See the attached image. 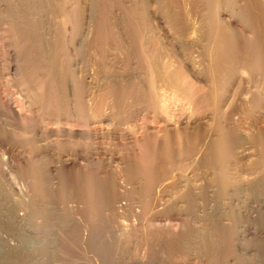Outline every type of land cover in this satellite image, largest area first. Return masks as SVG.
<instances>
[{
    "label": "rangeland",
    "instance_id": "rangeland-1",
    "mask_svg": "<svg viewBox=\"0 0 264 264\" xmlns=\"http://www.w3.org/2000/svg\"><path fill=\"white\" fill-rule=\"evenodd\" d=\"M4 1L9 3L5 5L0 1V264H190V251L186 248L190 246L189 233L201 228L200 217L204 212H195L185 206L175 197V190H171L161 195L154 209L142 214L143 205L140 207L131 199L135 196L132 192L142 186L143 180L131 178L127 172L136 165L139 144L149 133L160 136L158 134L165 128H170L171 132L191 131L196 126L194 121L210 125L211 115L201 109L192 112L186 101L174 102L165 93L163 99L167 111L161 108L156 112L143 111L142 103L132 104L129 100L126 106L131 117L122 121L113 115L116 112L112 107L114 101L106 93L109 84H128L134 81V76L144 73L131 49L133 35L130 27L136 19L141 23V34L147 43L158 41L178 54L171 58V64L175 65L172 67L181 64L189 69H204L208 65V52H204L206 42L201 39L203 16L208 13L204 0H78V6L74 7L71 4L75 0H69L65 10L71 13L70 18L79 15V32L73 20L66 22L58 15L60 10L54 14V7L65 3L62 0ZM239 6L242 7V3ZM132 7L141 10L140 18L127 15ZM239 8L236 11L239 12ZM8 12L18 14L16 18L28 28L24 29L27 35L14 38L8 34ZM220 15L235 33L250 36L238 19H231L226 13ZM168 18L178 21L171 24ZM182 21L186 24L182 30L184 35L179 33ZM83 29L87 32L82 33ZM80 35L85 37L81 43ZM116 38L122 42L120 52L115 49ZM59 45L62 51L56 52ZM51 61L53 66L49 65ZM51 69L55 72V84L47 83L49 77L46 75L51 74ZM64 69L67 70L66 76L60 73ZM41 81L45 82V89L38 86ZM52 86L62 89L63 96L71 99L66 106L60 107V110L65 108L61 112L47 103L52 98H48V89ZM88 91L93 93L91 101L89 97H83ZM55 92L57 96L58 92ZM62 94L58 93L59 96ZM3 96L10 97L11 109L2 107ZM56 96L52 104L60 102L61 97ZM76 96V100H85V104H81L85 106L79 108L75 105L73 97ZM41 97L45 98L46 104L40 102ZM235 102L232 98L223 107V125L233 128L228 130L232 138L243 137L241 143L233 146L241 157L237 159L241 173L235 179L244 186L258 175L254 164L257 166L261 148L253 143V136L264 128V118H257L245 108L242 110L243 107ZM90 152H95L91 165L58 163L60 158ZM177 162L183 164L185 170L188 167L187 171L192 166L186 155H181ZM35 168L40 171L44 182L33 181ZM176 168H169V177L177 173ZM179 175L180 172L175 176ZM87 177L92 178L98 189L93 204L86 199ZM110 184L118 195L114 201L106 199L108 190L110 193L112 190ZM241 193L245 201L250 198L248 192ZM140 210L144 216L132 234L138 236L140 232L137 231L141 230V240L130 236L122 237V242L117 241L115 245L111 243L109 232L114 234L118 228L119 233L128 224L123 218L115 219L113 223L115 217L111 213L123 216ZM149 219L155 220L152 222L154 226L147 225ZM22 238L28 246L21 249ZM223 249L229 252L224 245L220 250Z\"/></svg>",
    "mask_w": 264,
    "mask_h": 264
},
{
    "label": "bare ground",
    "instance_id": "bare-ground-1",
    "mask_svg": "<svg viewBox=\"0 0 264 264\" xmlns=\"http://www.w3.org/2000/svg\"><path fill=\"white\" fill-rule=\"evenodd\" d=\"M0 1H3L5 5L9 3L4 0ZM62 1L65 3H55L57 6L54 7V10H56L54 14L60 10L58 15H61L66 22H68L69 19L70 21L73 20L75 26L78 27L77 30L79 32V15L76 13L77 16L71 17V19L69 17L71 16V13L69 14L68 10H65L67 7H65V5L67 2L69 4V0ZM79 2L78 0H75L71 5H73V7L75 5L78 6ZM239 3H242V7L239 6ZM203 4L208 6L206 7L208 8V13L203 16V33L201 36V39L206 42V45H204V52L206 54L208 52V65H206L204 69H189L187 66H181V64L172 67L171 65L173 64H171V58H176L174 56L177 53H174L171 49H167L166 47L168 46H163V43L158 41L147 43V40L145 41L142 37L143 33L141 34V23L140 21H136L139 19H136L133 20V24H131L130 27L133 35V43L131 44L133 46L131 49L133 51L132 54H134L136 59L139 60V66L143 67L142 69H144V73L142 74L144 75L140 78L138 76H141L142 74L134 76V81L128 84L124 83L118 86L109 84L111 87L109 86L108 91L106 90V94L113 98L114 102L112 107L116 110L113 115H117L122 121L123 119L131 117V112L128 111V107L126 106V101L129 100L131 103H142L141 105H144V107L141 108L143 111L156 112L157 108H161L160 110H166L165 99H163L166 96H164L165 93H168L170 97H168L169 100L174 102L178 100L186 101L191 106L192 112L201 109V112H208L209 115H211L210 125L207 124L204 126L195 123L196 121H194L196 126H194L191 131L187 132L186 130H172L171 132V130H169L170 128H165V125V129L162 133L158 134L160 136H157V133H149L143 139L139 144L140 153L137 157L136 165L134 167L132 166L131 171H128L129 169H127L128 172L126 171L131 178H141V180H143L142 186L140 185L135 193L132 192L133 196H135L131 200L138 203L140 207L141 204L143 205L142 208L144 209V212H142V214L145 215L146 212H150V209H154L155 206H157L161 195L164 193L167 194L168 191L175 190V197L181 203H184L185 206L193 209L195 212H204L200 217V222L202 224L201 228L190 230L189 233L190 246L186 248L190 251V264H198L199 262H206V264H264V128L257 134V136H253V143L261 148V155L258 157L257 166L254 164L255 168L257 167V172L255 173H258V175L256 178L254 176V179L248 180L246 185L241 186V184L244 183L240 184V182L235 179V177H238L241 172H239L237 165V159L239 157L235 151L236 147L233 146V144L238 143L239 141L241 143L243 137L239 135L240 139L236 137L232 138L228 130L233 128H227L226 125H223V107L232 98L233 100L235 99L236 105L243 107L242 110L245 108L250 114H253L254 116L256 115L257 118H264V0H204ZM69 8L71 7L69 6ZM238 8L239 12L236 11ZM127 13V15L133 18H136L137 16H139L138 18L141 17V10L136 7L129 8ZM223 13L228 14L231 19H238L242 29L248 31L250 36L244 35L245 33L243 35L235 33L230 24L223 21V18L220 15ZM16 15L18 14L14 12L9 13L8 16L10 19L8 18L6 26L7 31L9 32L8 34L14 38L27 35L25 30L28 29L27 26L25 27L26 29L24 28L22 22L16 18ZM168 21L172 24L174 21L178 20L168 18ZM180 23H183V21ZM177 24L175 25L177 26ZM185 25L186 24L184 23L180 25V32L178 31L180 34L184 35L182 30L185 29ZM30 29L31 28H29V30ZM85 31L87 32L86 29H83L82 33H85ZM81 35L78 37L80 40L79 43L83 41L84 36ZM78 38L76 39L77 41ZM118 38L115 39V45L117 46L115 49L120 52L119 46H121L122 42ZM155 39L156 38H154V40ZM57 51H62L61 45L57 47L56 52ZM142 52L144 53L142 54ZM130 53L131 52L129 51L127 54L128 59ZM180 62L183 63V61ZM52 64L51 61L49 65ZM52 70L53 69L49 71V73H51L50 75H46L49 77L47 83L55 84V74H53L55 72ZM65 70L66 69H64V71ZM64 71L60 73H64V76H66L65 73L67 70ZM59 77V79H62L61 76ZM41 84H43V86ZM44 85L46 86L45 82L42 81L38 84L40 88L45 89ZM65 87L67 86H64V88ZM232 88H234V91H231ZM48 91V95L50 94L48 98H52L49 99L50 101L48 100L47 103L51 104L55 110H60V107H63V105L69 102L68 100H71L67 98L68 96L64 97L63 94L65 93L63 90H60L55 86L50 87ZM55 91L61 94L63 93L62 96L64 99L57 93V96L61 97V100L57 104H52V100L56 96ZM89 91L85 92L87 94L83 97H89L88 100H90V98L93 100V93ZM44 97H46V95ZM73 98L77 99V96ZM3 99L4 102H2V107L7 110L11 109L10 97H4ZM76 99L75 105L77 104V107L79 106V108H82L85 104V100L82 102V100ZM44 100L45 98H42L40 102L46 104ZM232 102L234 101H231V103ZM82 103L84 104L81 105ZM62 110H60V112ZM164 112L165 111H163V114H168L167 112ZM94 153L95 152H90L88 154L83 153L79 156L76 154L77 156L71 155L60 158L58 163L66 166L68 164L73 165L76 163H80L79 165L83 164V167L84 165L88 166L91 163L90 160L92 161V158H94ZM181 155H186L190 159L192 166L189 167L188 171V167H186L185 170V166L177 162V159ZM158 162L160 163L159 165H157ZM173 167L180 172L178 177L175 176L179 173L178 171L176 174H172V176L169 177V174H171L169 168L171 169ZM197 169L200 171L197 172ZM34 171L35 172L32 174L35 176L32 177H34L35 180L33 181L40 183V180L44 178L41 176L39 170L35 168ZM128 174H126V176ZM90 175L88 176L92 177ZM91 179L88 178L89 189L86 190L88 192L87 196H85L88 203L93 204L94 200H96L95 197H97L95 196V192L98 189H96V186ZM109 187H111L110 189L112 190L111 193L108 190L106 199L108 201H114L118 198L117 192L111 184ZM242 191H246L250 195V198L246 201L244 200L246 198L242 199V196L240 195ZM137 211L130 215L121 212L123 216L118 213H111L114 215L112 217H115L113 223H115V219L118 218H123L128 223L127 226H124V228L126 227L127 229H120L119 233L117 231L118 228L114 231V234L109 232L112 239L111 243L115 245L117 241H121L122 237L130 238V236H134L136 239L138 238V240H141V230L137 231L140 232L138 236L132 234L135 232V229H137L139 222H141V216H144L141 215V210L140 212ZM117 221L119 222V220ZM153 221L155 222L154 219H149L147 225L154 226V223H152ZM157 232H161V230ZM101 240L104 241V239ZM220 244L222 247L223 245L225 248L228 247L229 252H225V249L221 251L220 248L222 247H220ZM20 245L21 249L28 246V244L25 243V239H23V244ZM188 250L185 251L188 252ZM221 252H223V255Z\"/></svg>",
    "mask_w": 264,
    "mask_h": 264
}]
</instances>
